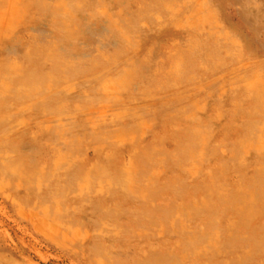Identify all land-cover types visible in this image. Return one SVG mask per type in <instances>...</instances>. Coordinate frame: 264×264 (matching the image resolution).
I'll use <instances>...</instances> for the list:
<instances>
[{
	"label": "rangeland",
	"instance_id": "374dc122",
	"mask_svg": "<svg viewBox=\"0 0 264 264\" xmlns=\"http://www.w3.org/2000/svg\"><path fill=\"white\" fill-rule=\"evenodd\" d=\"M0 54V264H264V0H0Z\"/></svg>",
	"mask_w": 264,
	"mask_h": 264
},
{
	"label": "bare ground",
	"instance_id": "6f19581e",
	"mask_svg": "<svg viewBox=\"0 0 264 264\" xmlns=\"http://www.w3.org/2000/svg\"><path fill=\"white\" fill-rule=\"evenodd\" d=\"M123 1V0H122ZM91 2V1H90ZM112 2V1H111ZM118 2V1H117ZM120 2V1H119ZM118 2V3H119ZM134 2V1H133ZM146 2H147V0H146ZM47 2H45V4L43 3V5H44V7H46V6H48L47 4H46ZM126 3V2H125ZM136 3V2H135ZM131 4V3H130ZM50 5V4H49ZM81 7V6H80ZM130 7V6H129ZM134 7V6H133ZM130 9V8H129ZM158 9V8H157ZM16 10H18L17 9V7H16ZM151 10V9H150ZM61 13V11H59V9H56L55 10V13ZM130 12V11H129ZM133 13V12H132ZM57 14V18H60L59 17V15ZM62 16H64L63 18H66V19H64V21H63V23H61V26H59V29H60V31L64 34V36H66L67 38H69V37H71V38H73V36H75L76 35V32L70 27V25H71V23L69 22V16H72L73 17V8L70 6H66L64 9H63V15ZM131 17V16H130ZM148 18V17H147ZM101 19V18H100ZM71 21H72V18L70 19ZM11 21V20H10ZM36 23H38V22H36ZM58 23V25H59V21H58V19H56V24ZM97 24H99V23H97ZM35 25H37V24H35ZM97 26V25H96ZM7 27V26H6ZM8 27H9V25H8ZM117 27V26H116ZM9 30V29H8ZM12 30V29H11ZM139 30V29H138ZM6 31H7V29H6ZM210 31L211 30H209V32L208 33H210ZM214 32V31H213ZM217 32H219V31H217ZM11 33V32H10ZM200 33V32H199ZM203 35V34H202ZM217 35H218V33H217ZM219 35H220V33H219ZM204 36V35H203ZM90 37V36H89ZM126 37V36H125ZM211 37V36H210ZM225 37V36H224ZM8 38V37H7ZM84 38V37H83ZM127 38H130V37H127ZM211 39V38H210ZM84 40V39H83ZM129 40V39H128ZM199 40V39H198ZM208 40V39H207ZM220 40V39H219ZM76 41V40H75ZM86 42V41H85ZM211 42H213V40L211 41ZM218 42V41H217ZM220 42V41H219ZM200 43V42H199ZM196 44V43H195ZM218 45H219V43H217ZM57 45H54L53 47H52V50L56 47ZM193 47H194V45H193ZM203 47H204V45H203ZM12 48H14V47H12ZM12 48H10V49H12ZM189 49V48H188ZM205 49V48H204ZM210 49V48H209ZM27 50V49H26ZM83 50V49H82ZM88 50V49H87ZM50 51V50H49ZM36 52H38V51H36ZM2 53V52H1ZM4 53V52H3ZM37 54L38 53H34V55H32L31 56V61H33L34 60V58H36V56H37ZM59 54V53H58ZM1 55V54H0ZM199 57V56H198ZM136 59V58H135ZM133 60V59H132ZM212 60V59H211ZM131 61V60H130ZM190 61H192V60H190ZM197 62V61H196ZM199 62V61H198ZM197 62V63H198ZM226 62V61H225ZM74 64V63H73ZM87 64V63H86ZM145 64V63H144ZM143 64V65H144ZM147 64H149V63H147ZM194 64V63H193ZM196 64V63H195ZM212 64V63H211ZM218 64V63H217ZM96 65V64H95ZM209 66V65H208ZM178 67H179V65H178ZM177 67V65H176V69L178 68ZM182 67L184 68V67H186V63L184 62L183 63V65H182ZM195 67V66H194ZM42 68H44V67H42ZM59 68H60V66H59ZM62 68V67H61ZM85 68V67H84ZM197 68V67H196ZM199 68V67H198ZM202 68V67H201ZM205 68V67H204ZM200 69V68H199ZM129 70H131V69H129ZM174 70V69H173ZM127 72H129V71H127ZM131 72V71H130ZM139 72V71H138ZM57 73V72H56ZM177 73V72H176ZM138 74V73H137ZM32 76H34L35 77V80H36V82L37 83H33V86H32V89H40L41 88V83H40V80H39V78H36L37 77V75L34 73V75H32ZM95 76V75H94ZM128 76V75H127ZM100 78V77H99ZM124 78V77H123ZM131 78V77H130ZM137 78V77H136ZM42 79V78H41ZM101 79V78H100ZM122 80H120V82H121ZM107 83V82H106ZM108 83H111V82H108ZM105 84V83H104ZM112 85H113V83H111ZM2 85H3V87H2V89L0 90V98L1 97H4L5 95V92H6V90H7V84H6V82H2ZM106 87H108V85L106 86ZM113 87H115V85L113 86ZM110 89V88H109ZM109 89H106V90H109ZM116 89V88H115ZM259 96L261 95V94H258ZM250 100H252V99H250ZM254 102V101H253ZM255 103V102H254ZM253 103V104H254ZM3 104H4V102H0V106H3ZM250 105V104H249ZM241 110V109H240ZM243 112V111H242ZM253 116H255V115H253ZM253 116L251 117V118H253ZM82 122V121H81ZM86 133V132H85ZM164 134V133H163ZM26 140V139H25ZM18 141V140H17ZM16 142V141H15ZM166 142V141H165ZM155 143V142H154ZM46 151V150H45ZM244 151H246V150H244ZM156 154V153H155ZM37 157H38V155H37ZM149 158V157H148ZM114 161H115V159H114ZM112 163V162H111ZM119 163V162H118ZM165 163V162H164ZM170 163H172V162H170ZM85 164V163H84ZM114 164V163H113ZM169 164V163H168ZM157 165V164H156ZM196 167V166H195ZM197 168V167H196ZM180 169V168H179ZM187 170V169H186ZM186 170H184V172L186 171ZM31 171V170H30ZM166 173V172H165ZM184 174V173H183ZM264 174V173H263ZM182 175V174H181ZM185 176V175H184ZM188 178V177H187ZM59 179V178H58ZM167 181V180H166ZM57 183H58V181H57ZM187 183V182H186ZM197 183V182H196ZM53 184V183H52ZM152 184V183H151ZM7 187V186H6ZM184 187V185H183V183H178L177 185H175V188H177L178 190H182V188ZM189 189V188H188ZM192 189V188H191ZM34 191V190H33ZM188 191V190H187ZM36 192H38V191H36ZM84 192V191H83ZM192 192V191H191ZM86 193V192H85ZM175 194V193H174ZM186 194H187V192H186ZM185 194V195H186ZM197 194V193H196ZM73 195V194H72ZM75 195V194H74ZM245 196L243 197V199H244V202L245 203H247V202H254V201H257L258 199H259V197L260 196H258V194H257V192L256 191H253V190H248V191H246L245 190V194H244ZM72 197V196H71ZM69 198V197H68ZM125 199V198H124ZM178 199V198H177ZM104 200V199H103ZM127 200V199H126ZM185 200H187V199H185ZM229 200V199H228ZM100 201H102V200H100ZM231 201V200H230ZM235 201V200H234ZM106 202V201H105ZM131 202V201H130ZM132 203V202H131ZM106 205V204H105ZM205 205H206V207H209V209L210 208H212V206H210V204L208 203V202H206L205 203ZM204 205V206H205ZM204 206H201V205H199V204H196V205H194V206H181L180 208H179V212L181 213V214H184V215H186V218H188V219H190V218H193L194 216H196L200 211H202L203 210V207ZM237 206V208H238V211H239V214H240V216L242 217V223L244 224V225H249V224H251L252 223V221L254 220V217L252 216H250V215H247V213L245 212V206H246V204H244V203H242V204H237L236 205ZM60 209V208H59ZM80 212V211H79ZM163 212V211H162ZM212 212H214L213 210H212ZM102 213V212H101ZM215 213V212H214ZM213 213V214H214ZM218 214V213H217ZM264 214V213H263ZM166 215V214H165ZM264 217V216H263ZM264 219V218H263ZM259 220H262V218L261 219H259ZM172 225H175L176 223H177V221L176 220H174V219H171V220H168ZM168 221H164L165 223H167ZM183 221V220H182ZM148 222V221H147ZM221 222V221H220ZM183 223H185L184 221H183ZM253 225V224H252ZM243 227V226H242ZM170 228V227H169ZM239 228V227H238ZM245 231V230H244ZM250 232V231H249ZM261 232V231H260ZM251 233V232H250ZM169 236V235H168ZM165 237V236H164ZM195 237V238H194ZM192 239H193V241L195 240V239H198V237L197 236H194ZM253 237V236H252ZM169 238V237H168ZM250 238V237H249ZM249 238H244V239H236V241L237 242H239V243H242L243 241H247V239H249ZM261 238H262V240L264 241V235H262L261 236ZM144 240V239H143ZM229 240V239H228ZM231 240V239H230ZM243 240V241H242ZM238 244V243H237ZM170 246V245H169ZM217 248H218V246H217ZM178 250V249H177ZM235 253V252H234ZM228 255H231V254H228ZM222 257V256H221ZM173 261H176V257L173 255V256H171L170 257ZM203 258V257H202ZM205 259V258H204ZM254 258L251 256V254H248V255H246V256H242L241 257V259H239V263L238 264H247V263H251L252 262V260H253ZM258 259V258H257ZM202 260V259H201ZM213 260V259H212ZM214 262V261H213Z\"/></svg>",
	"mask_w": 264,
	"mask_h": 264
}]
</instances>
